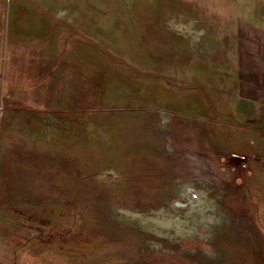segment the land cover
I'll list each match as a JSON object with an SVG mask.
<instances>
[{
	"label": "rangeland",
	"instance_id": "rangeland-1",
	"mask_svg": "<svg viewBox=\"0 0 264 264\" xmlns=\"http://www.w3.org/2000/svg\"><path fill=\"white\" fill-rule=\"evenodd\" d=\"M261 2L0 0L1 264H264Z\"/></svg>",
	"mask_w": 264,
	"mask_h": 264
},
{
	"label": "crops",
	"instance_id": "crops-1",
	"mask_svg": "<svg viewBox=\"0 0 264 264\" xmlns=\"http://www.w3.org/2000/svg\"><path fill=\"white\" fill-rule=\"evenodd\" d=\"M257 8H252L249 12L248 17H241L242 23L237 31L238 38L236 48L240 50V55L242 56L241 50L243 49H262L264 50V2L258 4ZM237 81L239 82L238 87L241 91L242 96H249V99L261 100L264 103V54L261 56V59L256 61L251 58H240L239 61V70L237 74ZM18 153L20 150H18ZM21 153V152H20ZM19 156L16 158L20 160ZM22 159L26 156L24 153H21ZM28 158V157H26ZM25 160V159H24ZM34 161L33 158H28V161ZM24 167H22L23 169ZM32 173L35 176H39L38 172L29 165ZM19 166H16L12 172L14 176H18ZM146 178V177H145ZM162 181H160L161 183ZM158 183L159 192L162 191V184Z\"/></svg>",
	"mask_w": 264,
	"mask_h": 264
},
{
	"label": "bare ground",
	"instance_id": "bare-ground-1",
	"mask_svg": "<svg viewBox=\"0 0 264 264\" xmlns=\"http://www.w3.org/2000/svg\"><path fill=\"white\" fill-rule=\"evenodd\" d=\"M172 19V18H171ZM184 20V19H183ZM182 20V21H183ZM172 23L176 26V27H178V28H187V29H189V28H191V26H192V24L191 23H189V24H183L182 22H177V21H175V20H172ZM172 24V25H173ZM171 145V144H170ZM167 146H169V144L167 145ZM206 191V190H205ZM182 192H184V193H188V194H190L191 193V190L190 189H188V188H185V189H183L182 190ZM202 197H204V193H202V192H199V196H191V198H190V200H191V202H193V204H192V207L193 208H195L196 206H197V204H199L200 205V203L202 202L201 201V198ZM204 202V201H203ZM206 204H208L209 202H205ZM179 205V204H178ZM202 205V204H201ZM205 206V205H204ZM208 206V205H207ZM207 206H205V207H207ZM174 207V206H173ZM200 207V206H199ZM178 210V209H177ZM115 212H117V213H119V214H124L125 216H128V217H131V218H133V219H135V220H137V221H139L140 223H145V222H149L150 220H149V218H147L145 215H142L141 213H137V212H133V211H129V210H125L124 208H122V207H118V208H116L115 210H114ZM157 214V213H156ZM171 214V213H170ZM147 215V214H146ZM205 212H204V209H203V212H202V216H203V219L205 220L206 218H205ZM148 216V215H147ZM152 221H153V219H152ZM156 221V220H155ZM158 222V221H157ZM151 223V222H150ZM160 223V222H159ZM158 223V224H159ZM179 223V222H178ZM186 223V222H185ZM156 224V223H155ZM162 224V223H161ZM175 224V223H174ZM185 225H187V224H185ZM150 226L152 227V228H154L155 229V227L152 225V223L150 224ZM173 226V225H172ZM174 226H176V225H174ZM168 229V228H167ZM180 229V228H179ZM184 231L186 230V229H183ZM173 232L175 233V234H177V235H179V236H183V234H185V233H183V231H176V230H173ZM186 232H188V231H186ZM166 233V232H165ZM191 233V232H190Z\"/></svg>",
	"mask_w": 264,
	"mask_h": 264
},
{
	"label": "built area",
	"instance_id": "built-area-1",
	"mask_svg": "<svg viewBox=\"0 0 264 264\" xmlns=\"http://www.w3.org/2000/svg\"><path fill=\"white\" fill-rule=\"evenodd\" d=\"M232 156H237V155H236V154H233ZM240 158H241L242 160H244V161L246 160V157H245V156H241ZM0 264H1V263H0Z\"/></svg>",
	"mask_w": 264,
	"mask_h": 264
}]
</instances>
